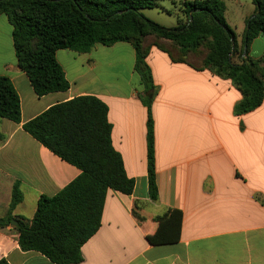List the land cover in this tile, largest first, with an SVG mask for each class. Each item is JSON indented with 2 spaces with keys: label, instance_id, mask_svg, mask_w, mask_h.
<instances>
[{
  "label": "crops",
  "instance_id": "obj_1",
  "mask_svg": "<svg viewBox=\"0 0 264 264\" xmlns=\"http://www.w3.org/2000/svg\"><path fill=\"white\" fill-rule=\"evenodd\" d=\"M223 1L239 46L254 5ZM236 54L235 61L245 54L264 57V36L254 38L247 53ZM55 58L69 88L37 96L17 65L12 26L0 14V75L13 85L21 112L19 122L0 118V217L9 209L15 181L22 199L12 215L31 218L39 195L55 194L80 173L22 124L57 102L94 95L107 105L111 143L134 186L130 194L107 190L100 226L82 245L78 264H264V96L258 107L236 115L243 95L230 79L172 61L150 46L145 61L156 86L151 115L157 186L151 200L147 109L139 98L131 44H95L86 52L58 49ZM171 209L182 214L179 239L149 244L145 237L156 230V218ZM12 226L0 228V258L9 264H55L37 251L21 250Z\"/></svg>",
  "mask_w": 264,
  "mask_h": 264
},
{
  "label": "trees",
  "instance_id": "obj_2",
  "mask_svg": "<svg viewBox=\"0 0 264 264\" xmlns=\"http://www.w3.org/2000/svg\"><path fill=\"white\" fill-rule=\"evenodd\" d=\"M180 3L184 19L181 16L175 26L166 27L142 11L157 7V0H0V14L12 26L17 65L37 96L69 88L56 50L86 52L95 44H131L133 69L142 86L139 98L147 109V190L151 200L157 198V186L151 115L156 86L145 61L150 46L165 51L172 61L230 79L243 95L234 106L236 115L258 107L264 96V57L245 54L238 61L233 59L236 53H247L258 35L264 36V0H252L254 12L245 22L239 46L225 21L223 0ZM20 117L19 97L10 80L0 75V118L19 122ZM22 128L80 173L55 194L39 195L31 218L12 215L11 209L22 199L15 181L0 228L15 220L12 228L21 250L37 251L55 264H78L83 260L82 245L100 226L107 190L130 194L134 186L112 146L107 105L94 95L75 96L49 106ZM181 218L179 209L168 210L156 218V230L145 239L151 245L177 242ZM0 264L9 263L0 258Z\"/></svg>",
  "mask_w": 264,
  "mask_h": 264
},
{
  "label": "rangeland",
  "instance_id": "obj_3",
  "mask_svg": "<svg viewBox=\"0 0 264 264\" xmlns=\"http://www.w3.org/2000/svg\"><path fill=\"white\" fill-rule=\"evenodd\" d=\"M142 11L146 16L166 27L175 26L178 18L181 16L184 19L180 0H162L160 2V7Z\"/></svg>",
  "mask_w": 264,
  "mask_h": 264
},
{
  "label": "water",
  "instance_id": "obj_4",
  "mask_svg": "<svg viewBox=\"0 0 264 264\" xmlns=\"http://www.w3.org/2000/svg\"><path fill=\"white\" fill-rule=\"evenodd\" d=\"M243 53H245V51H243ZM16 224V221L15 220H12L11 221V225H15Z\"/></svg>",
  "mask_w": 264,
  "mask_h": 264
}]
</instances>
